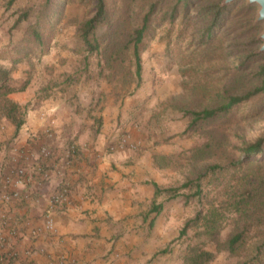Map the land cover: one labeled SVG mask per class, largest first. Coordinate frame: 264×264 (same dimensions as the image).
Masks as SVG:
<instances>
[{
  "label": "rangeland",
  "instance_id": "obj_1",
  "mask_svg": "<svg viewBox=\"0 0 264 264\" xmlns=\"http://www.w3.org/2000/svg\"><path fill=\"white\" fill-rule=\"evenodd\" d=\"M154 1L158 6L151 21V39L142 53L141 80L125 90L115 89L100 75L102 57L84 50L79 28L81 23L95 16L96 0H0V61L11 64L1 56L15 52L18 46L21 50L30 45L31 51L20 63H24L29 74L40 72L43 97L60 87L72 88L71 93L77 90L81 98L86 99L96 94L106 95L104 91L109 89V95L130 110L133 122L130 130H122L119 136L126 135L135 144V149L128 150L140 160L135 163L144 166L145 179L166 189L196 178L213 163L195 161L193 151L208 139L204 135L186 133L192 118L179 106L205 107L207 93L215 97L240 76L256 78L264 60L253 62L245 69L238 65L246 49L257 48L256 53H260L264 23H257V6L238 0L212 31L211 41L221 50L205 53L212 19L203 8L222 0H191L189 4L186 0H109L112 22L125 21L121 28L128 35ZM25 13L28 18L20 21ZM37 29L44 34V47L30 42L27 36ZM253 36L258 44L252 42ZM121 40L120 44L126 41ZM246 84L244 78L239 91L244 90ZM226 131L234 143L264 137V100L241 105L236 123ZM160 201L166 210L160 224L151 230V246L155 252L167 250L160 255L165 259L160 261L162 264H185L187 246L196 244L197 240L193 229L183 238L180 232L186 222L196 216L200 204L187 203L182 197L169 199V195H161ZM228 232L229 229L223 236ZM206 249L216 256L210 264H240L243 259L231 257L226 251L217 252L214 245Z\"/></svg>",
  "mask_w": 264,
  "mask_h": 264
},
{
  "label": "crops",
  "instance_id": "obj_2",
  "mask_svg": "<svg viewBox=\"0 0 264 264\" xmlns=\"http://www.w3.org/2000/svg\"><path fill=\"white\" fill-rule=\"evenodd\" d=\"M0 65L12 67L4 61ZM40 77L39 71L29 74L24 63L17 64L9 98L23 107L24 123L17 129L0 116V220L12 218L16 229L14 234L7 231L9 245L0 248V264H162L165 259L151 246L150 236L165 205L155 196V183L145 179L144 166L135 163L140 160L118 146L119 133L133 123L130 110L109 89L103 90L106 95L86 99L77 90L60 87L43 97ZM48 128L52 138L45 135ZM72 144L77 151L69 155ZM42 145L54 152L47 168L50 178L42 181L38 176L19 187L27 198L3 202V179L16 151L36 152ZM112 145L115 149L109 151ZM65 183L69 200L54 210L55 229L50 231L46 212ZM155 205L162 206L159 212ZM7 251L16 258L5 255Z\"/></svg>",
  "mask_w": 264,
  "mask_h": 264
},
{
  "label": "trees",
  "instance_id": "obj_3",
  "mask_svg": "<svg viewBox=\"0 0 264 264\" xmlns=\"http://www.w3.org/2000/svg\"><path fill=\"white\" fill-rule=\"evenodd\" d=\"M186 1L189 4L191 0ZM222 2L208 4L203 8L212 19L208 31L209 40L204 46L205 53L221 50L211 41L214 37L212 31L234 6H222ZM157 6L158 2L154 1L141 22L132 27L128 35L121 28L125 21L112 22L109 0H96L95 16L81 23L79 33L84 50L102 57L100 75L106 77L115 89L119 87L125 90L141 80L142 53L151 39V21ZM27 18L28 14L25 13L20 21ZM119 23L120 27L117 25ZM28 35L30 42L45 46L44 34L39 29L28 32ZM256 37L252 38L254 44L259 43ZM121 38L126 40L122 44L118 42L122 41ZM21 48L22 52L18 46L15 52L1 56V59H9L12 67L0 65V115L10 119L17 129L24 123V110L9 98V94L15 90L10 85L11 74L14 67L27 57L31 46ZM256 50H245L238 65L241 69L264 60V53H256ZM256 76H240L215 97L207 93L204 100L208 99V104L205 107L179 106L181 111L192 118L186 133L204 135L208 139L193 151L195 161L213 162L196 178L187 179L179 187L163 189L154 184L156 197H182L187 203L197 201L200 204L196 216L188 220L180 232V238H183L193 229L194 239L197 240L196 244L187 246L185 264L212 263L216 256L213 251L206 249L209 245H214L217 252L226 251L231 257H242L240 264H264V137L253 142L239 138L234 143L226 131V128L236 123L241 105L264 100V64L259 66ZM244 78L248 84L244 90L239 91ZM234 135L238 136V133ZM154 208L159 212L162 206L155 205ZM227 229L229 232L224 237ZM164 253L167 250L160 252Z\"/></svg>",
  "mask_w": 264,
  "mask_h": 264
},
{
  "label": "built area",
  "instance_id": "obj_4",
  "mask_svg": "<svg viewBox=\"0 0 264 264\" xmlns=\"http://www.w3.org/2000/svg\"><path fill=\"white\" fill-rule=\"evenodd\" d=\"M46 118L47 114H43ZM5 129V127H2ZM45 135L52 138L53 132L50 128L46 129ZM118 146L120 148H131L135 149V144H133L126 135H122L118 140ZM77 146L72 144L69 148V155L76 153ZM115 146H110L109 151H113ZM35 150H25L16 151L15 162L13 167L10 168L9 173L4 177L2 188H1V199L5 203H10L13 201H19L27 198L28 196L22 194L19 187L26 186L27 184L35 181L38 176L42 181H46L50 178V171L48 168V162L53 158V150L46 145L40 146L39 149ZM37 175V176H36ZM69 184L65 183L60 186V189L55 192L51 198L50 206L46 212V226L50 231L55 229V219L53 212L57 208L64 206L69 200ZM7 231L12 234L15 233V222L12 218L8 216L1 217L0 220V248L5 250L8 247L9 242L7 238ZM38 231H34L37 234ZM10 258H16V254L13 251H7L6 254ZM17 264V263H14ZM18 264H31L29 262L18 263Z\"/></svg>",
  "mask_w": 264,
  "mask_h": 264
},
{
  "label": "water",
  "instance_id": "obj_5",
  "mask_svg": "<svg viewBox=\"0 0 264 264\" xmlns=\"http://www.w3.org/2000/svg\"><path fill=\"white\" fill-rule=\"evenodd\" d=\"M238 0H223L222 6H228L234 4ZM249 6L258 7V16L257 23H264V0H247ZM260 39L263 41V44L259 50L260 53H264V32L261 34Z\"/></svg>",
  "mask_w": 264,
  "mask_h": 264
}]
</instances>
